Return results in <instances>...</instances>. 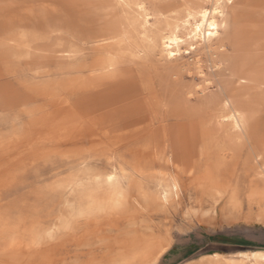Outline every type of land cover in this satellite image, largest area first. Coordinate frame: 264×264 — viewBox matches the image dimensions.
<instances>
[{"label": "rangeland", "instance_id": "374dc122", "mask_svg": "<svg viewBox=\"0 0 264 264\" xmlns=\"http://www.w3.org/2000/svg\"><path fill=\"white\" fill-rule=\"evenodd\" d=\"M203 12L215 34H194ZM251 251L264 0H0V264H264Z\"/></svg>", "mask_w": 264, "mask_h": 264}, {"label": "bare ground", "instance_id": "6f19581e", "mask_svg": "<svg viewBox=\"0 0 264 264\" xmlns=\"http://www.w3.org/2000/svg\"><path fill=\"white\" fill-rule=\"evenodd\" d=\"M121 1V0H120ZM126 1H128V0H126ZM228 1H230V0H228ZM119 4V3H118ZM122 4H123V2H122ZM127 4V3H126ZM128 5V4H127ZM126 6V5H125ZM124 6V7H125ZM127 7V6H126ZM146 7V6H145ZM213 8V7H212ZM207 12V11H206ZM206 12H203L202 14H199L200 16H199V19H200V21L199 22H196L194 25H193V30H194V34H196V35H201V33H202V29L203 28H205V27H207L206 28V30L204 31V32H206V33H210V34H215L216 32H217V30H216V26H217V24H216V21H215V19L211 16H209ZM218 13V12H217ZM220 14V13H219ZM146 16V15H145ZM105 18V17H104ZM134 18V17H133ZM128 21V20H127ZM134 22V21H133ZM128 23H130L131 24V22H128ZM135 23V22H134ZM133 23V24H134ZM137 23V22H136ZM113 25H115V24H113ZM130 26V25H129ZM131 30H132V28H131ZM149 34H151V33H149ZM195 35V36H196ZM144 36V35H143ZM204 36V35H203ZM174 40V39H173ZM163 44H166L165 42H163ZM175 44V43H174ZM167 52L168 53H171V51L170 50H167ZM211 83V82H210ZM198 87V86H197ZM208 182V181H207ZM209 183V182H208ZM207 183V184H208ZM203 184H205V183H203ZM206 187V186H205ZM205 187H204V190H205ZM208 187V186H207ZM210 188L212 187V186H209ZM203 188V187H202ZM214 188V187H213ZM203 190V191H204ZM207 190H208V188H207ZM206 190V191H207ZM209 191V190H208ZM209 193H210V191H209ZM212 193V192H211ZM219 193V192H218ZM213 194V193H212ZM223 194V193H222ZM205 196V195H204ZM223 196V195H222ZM231 196V195H230ZM213 197V199H214V196H212ZM217 197V196H216ZM232 197V196H231ZM228 198V197H227ZM211 199V198H210ZM221 199V198H220ZM215 200V199H214ZM218 200H219V198H218ZM215 202H216V200H215ZM215 202H214V204H215ZM232 202V201H231ZM230 202V200H229V203H231ZM227 203V202H226ZM231 204H233V203H231ZM229 206V205H228ZM230 206H232V205H230ZM234 206V205H233ZM226 208H228V207H226ZM193 209V208H192ZM198 209V208H197ZM195 210V209H194ZM199 210V209H198ZM191 211V210H190ZM196 211V210H195ZM187 212V211H186ZM192 212H193V210H192ZM186 214V213H185ZM258 216H257V219L258 220H262V214H257ZM213 216V215H212ZM204 217V216H203ZM190 219H191V217H190ZM198 220V219H197ZM191 222H192V220H190ZM226 221V220H225ZM167 232V231H166ZM241 256H244V255H246V253H242V254H240ZM249 257H252V258H254V259H256V260H258V259H264V254L263 253H261V252H256V251H251L250 253H249V255H248Z\"/></svg>", "mask_w": 264, "mask_h": 264}, {"label": "crops", "instance_id": "0c3cea01", "mask_svg": "<svg viewBox=\"0 0 264 264\" xmlns=\"http://www.w3.org/2000/svg\"><path fill=\"white\" fill-rule=\"evenodd\" d=\"M256 252H260V251H256ZM261 253H263V252H261ZM264 254V253H263Z\"/></svg>", "mask_w": 264, "mask_h": 264}]
</instances>
